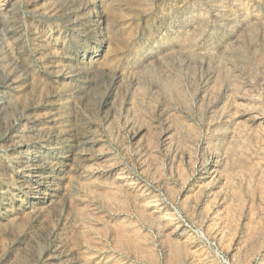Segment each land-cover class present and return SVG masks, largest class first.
<instances>
[{
    "label": "rangeland",
    "instance_id": "obj_1",
    "mask_svg": "<svg viewBox=\"0 0 264 264\" xmlns=\"http://www.w3.org/2000/svg\"><path fill=\"white\" fill-rule=\"evenodd\" d=\"M0 264H264V0H0Z\"/></svg>",
    "mask_w": 264,
    "mask_h": 264
}]
</instances>
